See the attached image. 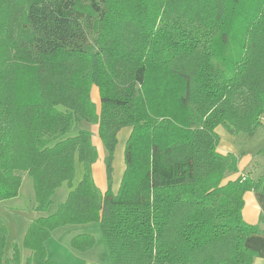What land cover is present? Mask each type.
Wrapping results in <instances>:
<instances>
[{"label":"trees","instance_id":"1","mask_svg":"<svg viewBox=\"0 0 264 264\" xmlns=\"http://www.w3.org/2000/svg\"><path fill=\"white\" fill-rule=\"evenodd\" d=\"M263 114L264 0H0V204L27 174L37 213L10 255L0 217V264H56L53 232L89 223H99L110 264H253L246 241L264 229L243 210L264 172L232 178L239 156L219 150L217 128L251 138ZM84 122L98 125L107 150L105 192ZM134 140L145 147L141 169ZM95 244L92 233L71 240L77 252Z\"/></svg>","mask_w":264,"mask_h":264},{"label":"rangeland","instance_id":"2","mask_svg":"<svg viewBox=\"0 0 264 264\" xmlns=\"http://www.w3.org/2000/svg\"><path fill=\"white\" fill-rule=\"evenodd\" d=\"M91 97L94 101H99V91L97 86H92L91 89ZM263 126H261L258 130H260L262 127H264V114L262 117ZM86 128L92 132L93 142L98 150V159L93 164V176L95 179V182L101 192H105L110 187V182L108 179V172H107V164H106V157H107V150L106 147L98 133V125L96 123H86ZM126 134H123L126 139L128 137L127 142L131 139L132 135V128L131 127H125ZM122 133V132H121ZM120 133V135H121ZM119 135V138L121 137ZM243 137L244 135L239 136L238 141H243V143L246 146L247 153H254L255 151H260V155H258V161L255 162V165H261L259 167H255L252 169L254 172V176H258L264 172V133H262V130H260L257 134L252 136L251 138H246L247 140L244 141ZM126 141V140H125ZM135 141V140H134ZM145 141L146 140H141ZM139 141V142H141ZM127 142H124V145L126 146ZM121 141L119 140L118 143V150H117V160L114 159L116 169H119L120 164L125 165V159L121 160V152L122 148H120ZM135 147L138 150L144 151L145 147L143 143H137L135 141ZM147 148V146H146ZM125 152V147H124ZM259 154V153H257ZM124 156V155H123ZM136 165L134 169H141L143 166L147 165V156H145L144 152L141 154H138L136 157ZM126 169V165H125ZM82 176V167L79 163L76 164V174L75 179L73 181L74 186L78 183ZM113 179H114V171H113ZM60 193H63L62 197H60ZM69 193V186L67 182H64L58 189L56 190V194L54 196V202H59L58 200H65L67 195ZM35 203V191H34V185L32 178L25 174L23 176V182L20 189V195L15 200H10L5 203L0 204V217L3 218L5 221L7 227H8V237L7 242L5 246V253L6 255H10L13 250V243L14 242H20L22 238V231L24 230V226L26 227V220H28L29 214L32 213V207ZM19 214L16 216V214ZM18 218L22 219L19 220ZM85 228V229H83ZM86 230V231H85ZM58 233V243L57 246L59 248L60 253L68 260V255L70 250L69 241L66 240L69 230L65 229H57ZM72 232L76 231L77 233L81 232H90L95 235L96 237V244L92 252L89 254H73L72 255V264H86V259L89 260V257H92V259L95 261V263L99 264H106V262H109V254L107 247L105 245L100 225L99 223H89V224H82L77 226L75 229L71 230ZM23 258L25 259L27 255L29 254V250H23Z\"/></svg>","mask_w":264,"mask_h":264},{"label":"crops","instance_id":"3","mask_svg":"<svg viewBox=\"0 0 264 264\" xmlns=\"http://www.w3.org/2000/svg\"><path fill=\"white\" fill-rule=\"evenodd\" d=\"M97 103L99 105V101ZM124 130H125V128H123L118 134V143L120 140L121 141L120 148L123 147V149L125 147L124 142L126 143L128 140V137L126 139H124L125 136L123 134H126V131H124ZM260 130H262V133H264V127H262ZM260 130L257 131V134ZM217 131H218L219 136H220V142H219V146H218L219 150L221 152H224V153L231 152V153H234L237 156H239V163H238L239 171L235 174H232L231 177L235 178L239 174L249 172V171L252 172V174L254 176V172L252 171V169L254 168V166L259 167L261 165V163L259 165H255V162L258 161V155H260V151H258V152L255 151L254 153H247L246 146H245V144H246L245 140H247V139L245 137H243V139L245 141L244 142L245 144H244L243 141H238V138L241 135L234 136V135L230 134L223 126H219L217 128ZM120 133H121V135H120ZM119 135L121 136L120 138H119ZM123 149L121 152V160L122 161L124 160V156H123L124 150ZM117 150H118V146H117L116 151H115V160H117ZM257 153H259V154H257ZM114 166H115V162H114ZM124 171H125L124 163H123V165L120 164L119 169H116V167L114 169L113 190L115 192H117L119 187H120V183L122 181ZM62 195H63V193H60L59 196L62 197ZM15 199H13V200H15ZM58 201L59 202H57L55 205L62 202L63 200H58ZM28 214H29L30 218H28V220H26V227L24 226V230L22 231V236H23L24 232L26 231L27 227L29 226L30 222L34 218H36V216H37V213L33 210H32V213H28ZM243 217L247 222L252 223V224H259L262 227V229H264V190L263 191L252 190V191H248L246 193L245 205H244V210H243ZM18 219L22 220L20 218H18ZM59 229H64V228H59ZM83 229H85V228H83ZM65 230H69V232H70V233H68L67 238H66V240L69 241V246L71 248L70 250H68V252L70 254V255H68V260L66 258H64L62 253H60L59 248L57 246V244H59V243H58V238L56 236H57V234H60V233H58L57 229L53 232L52 236L48 239V241L46 243L48 256L56 264H72V255L73 254L77 253V254H86L87 255L90 252H92V250L95 247L94 246L92 249H90L89 251H86V252H77L76 250H74V248H72L71 240L78 233L76 231L72 232L70 229H65ZM81 233H90V232H81ZM246 243L250 248L254 249L257 252V256H256L253 264H264V234L251 235L250 237H248ZM29 254H30V252H29ZM28 255H27V257H28ZM85 262H86V264H96L95 261L92 259V257H89V260L86 259ZM97 264H99V263H97ZM106 264H110V261L106 262Z\"/></svg>","mask_w":264,"mask_h":264}]
</instances>
